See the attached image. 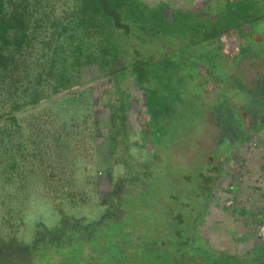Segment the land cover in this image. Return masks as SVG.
Wrapping results in <instances>:
<instances>
[{
    "label": "trees",
    "instance_id": "16d2710c",
    "mask_svg": "<svg viewBox=\"0 0 264 264\" xmlns=\"http://www.w3.org/2000/svg\"><path fill=\"white\" fill-rule=\"evenodd\" d=\"M225 1L229 26L223 25L220 8L210 19L168 12L164 5L150 7L142 0H0L1 176L20 177L23 168L17 157L32 167L33 142L17 114L69 87V67L74 64L67 62L64 37L70 31L82 48L87 39H99L94 58H85L97 62L117 92L128 78L147 92L142 138L154 150L142 172L129 170L132 179L123 182V191L116 195L115 213L90 224L65 218L56 230L39 234L31 247L1 249L0 264H144L138 243L153 240V260L177 233L165 231L184 222L181 209L168 210L173 206L167 201L187 208L190 217L205 214L221 166L264 130V74L247 85L238 71L241 58L264 64V34L259 33L264 0ZM243 26L247 31L240 52L229 63L218 47L220 38L230 30L241 32ZM116 108L122 127L124 102ZM195 128L210 130L213 136L183 134ZM204 137L213 143L210 157L205 162L196 157L186 166L183 160L201 148ZM129 161L123 158L128 169ZM27 187L21 183L17 188ZM196 201L198 208H192ZM166 210L168 217L162 215ZM150 227L156 230L149 233ZM194 240L206 244L201 236ZM200 248L203 262L207 256L223 257L207 244Z\"/></svg>",
    "mask_w": 264,
    "mask_h": 264
},
{
    "label": "rangeland",
    "instance_id": "374dc122",
    "mask_svg": "<svg viewBox=\"0 0 264 264\" xmlns=\"http://www.w3.org/2000/svg\"><path fill=\"white\" fill-rule=\"evenodd\" d=\"M142 1L150 7L164 5L168 7V12H193L210 19L216 18L215 13H219L220 8L223 25L229 26L227 2L224 0ZM262 19L259 27L261 35L264 34V18ZM246 31L247 27L243 26L241 32L230 30L220 38L218 47L227 56L229 63L234 58L233 55L240 52L238 46L243 43ZM200 33L203 32L198 35ZM73 34L74 32L70 31L64 37L67 62L69 65L74 64L69 67V87L47 102L26 108L17 114L23 130L33 142L35 157L32 159V167H26L27 164L21 157H17L20 170L23 168L20 177L16 173L9 174V178L7 174L0 175V250L7 247H31L39 234L56 230L65 218L72 219L74 223L90 224L100 220L107 213H115L114 210L118 206L116 195L123 191V182L132 179L129 170L142 172L145 169L144 162L154 154L150 143L142 138V133L145 134L147 130V92L139 90L130 78L120 83L117 92L113 80L104 74L97 62L85 58L87 54L94 58L93 51L98 50L94 45L98 44L99 39L96 36L87 39L82 48ZM238 71L242 73V80L248 85L253 78L264 74V64L260 59L252 64L249 59L241 58ZM121 101L124 102L122 116L125 117L122 127L121 114L116 116V105ZM209 131L195 128L194 131L188 129L183 134L197 136L200 133H209L208 137L213 136ZM204 140L200 149H192L189 156L185 157L183 163L186 166L189 167L188 163L196 157L201 162L210 157L213 143L207 137H204ZM246 145L249 148L248 143ZM125 156L130 158L129 169L123 164ZM211 163L216 164L215 161ZM30 168L31 173L28 171ZM186 171L190 172L188 169ZM21 183L28 187L19 190L17 187ZM258 190L259 195L264 198L262 189ZM218 194L220 195V191L216 192V198ZM211 197L205 214H202L205 221L202 223L198 222L202 217L201 212H194V216L190 217L187 215V208L174 206L176 203L167 201L173 206L167 208L168 210L181 209L184 222L165 231L170 234L174 229L177 233L169 236L158 253H155L153 260V240H141L136 248L143 254L142 262L239 264L234 258L244 263L247 260L245 258L250 257L245 256L246 253L249 254L246 246L252 247L254 239L246 238V234L238 230L225 233V223L218 221L217 216L213 215L214 212H232V205L227 206L226 202L223 205L221 200L215 204L216 198ZM197 206L199 205L196 201L192 208ZM262 206L264 210V204ZM168 210L162 214L164 217L170 216ZM248 229L251 232L254 228ZM155 230L154 227L148 229L149 233ZM195 236L203 237L207 246L223 255V260L221 257L207 256V260L201 261L198 253H201L200 247L205 246L206 249V244H202L201 239L200 242L197 240L199 243L196 242ZM225 236L227 241L236 246L242 244V247L228 250L229 243L225 241ZM188 237L191 240L185 244ZM260 250L264 253L261 248ZM250 264H264V255Z\"/></svg>",
    "mask_w": 264,
    "mask_h": 264
},
{
    "label": "crops",
    "instance_id": "0c3cea01",
    "mask_svg": "<svg viewBox=\"0 0 264 264\" xmlns=\"http://www.w3.org/2000/svg\"><path fill=\"white\" fill-rule=\"evenodd\" d=\"M260 181L264 183V143H261L254 149L247 148L245 144L231 154L221 166V173L213 188L212 199L213 197L215 199L216 192L220 191V195L218 194L219 196L216 198V201L214 200L215 204L219 200L223 202V205L225 202L227 204L229 200L233 202L230 208L233 213L214 212L213 215L217 216L218 221L225 223L227 229L225 233L228 234L233 230H238L245 233L246 238L254 239L252 247L246 246L249 254L245 252V256L250 257L245 258L247 260L244 263L233 258L239 264H250V262L256 261L264 255L260 250L257 239V226L264 214L262 206L264 198L259 195L260 192L258 190ZM230 187H232L231 190ZM214 194L215 196H213ZM233 216L238 217V219H235ZM249 227H253L254 229L250 232ZM224 239L227 241L228 238L225 236ZM227 242L229 243L227 246L228 250L242 247V244L236 246L231 241Z\"/></svg>",
    "mask_w": 264,
    "mask_h": 264
},
{
    "label": "built area",
    "instance_id": "2783aa9c",
    "mask_svg": "<svg viewBox=\"0 0 264 264\" xmlns=\"http://www.w3.org/2000/svg\"><path fill=\"white\" fill-rule=\"evenodd\" d=\"M261 143H264V130L248 142V147L250 149H254L257 146H259ZM258 188H261L262 193L264 194V183H262V181H260V183L258 184ZM231 189L232 187H230V190ZM232 203H233L232 200H229L227 202V205H232ZM257 239H258L260 248L264 251V214L261 219V222L257 226Z\"/></svg>",
    "mask_w": 264,
    "mask_h": 264
}]
</instances>
